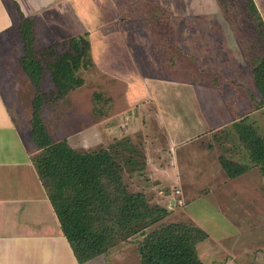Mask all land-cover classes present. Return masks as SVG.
Segmentation results:
<instances>
[{
    "label": "rangeland",
    "instance_id": "rangeland-1",
    "mask_svg": "<svg viewBox=\"0 0 264 264\" xmlns=\"http://www.w3.org/2000/svg\"><path fill=\"white\" fill-rule=\"evenodd\" d=\"M43 2L52 5L35 8L37 48L60 43L69 38V32L83 31H89L93 48V64L78 72L84 84L55 102L51 101L55 88L50 71L44 65L41 117L50 137L73 138L85 132L87 149H98L104 141L97 137L96 126L90 127L91 118H99L103 127L122 123L119 113L126 109L124 92L129 87L124 79L157 85L156 95L171 101L182 121H208L193 125L204 133L187 131L190 140L177 149L182 160L178 163L182 195L177 186L173 188L174 172L154 176L166 178L162 183L167 188L157 196L169 210L161 223L187 221L202 227L208 238L197 249L205 264H264V178L249 160L235 125H251L264 133L262 96L252 74L264 55L260 45L264 35L247 0H38L39 5ZM255 2L264 25V0ZM8 4L15 14L13 4ZM8 32L17 52L12 58L10 47H4L8 55L2 59L17 86L8 94L11 100L6 99L11 106L18 101L14 106L19 111L20 135L34 144L30 120L35 90L16 60L23 53L20 35L16 28ZM57 49L63 50L62 46ZM163 87L172 91L165 94ZM152 109L147 113H153ZM219 156L246 164L248 169L228 179ZM150 199L154 200L153 193ZM135 239L87 264H128L133 256L138 264Z\"/></svg>",
    "mask_w": 264,
    "mask_h": 264
},
{
    "label": "trees",
    "instance_id": "trees-1",
    "mask_svg": "<svg viewBox=\"0 0 264 264\" xmlns=\"http://www.w3.org/2000/svg\"><path fill=\"white\" fill-rule=\"evenodd\" d=\"M255 1L247 0L248 9L259 19L264 35ZM162 7L159 6L165 11ZM20 17L17 31L23 53L18 62L35 90L30 134L37 151L32 162L76 261L86 263L136 237L140 264H205L197 245L208 238V233L187 221L161 223L169 210L150 203L148 194L134 189L127 181L134 170L144 168L143 144L136 145L130 138L121 137L98 149H75L66 138L50 137L41 117L44 65L55 88L51 101L82 86L84 78L78 72L93 64L89 31L37 49L34 19L22 12ZM260 45L264 49V40ZM60 46L62 51L57 49ZM252 74L264 106V55ZM235 125L249 160L259 167L264 178V133H257L251 125ZM218 162L228 179H235L248 169L246 164L224 156H219Z\"/></svg>",
    "mask_w": 264,
    "mask_h": 264
},
{
    "label": "crops",
    "instance_id": "crops-1",
    "mask_svg": "<svg viewBox=\"0 0 264 264\" xmlns=\"http://www.w3.org/2000/svg\"><path fill=\"white\" fill-rule=\"evenodd\" d=\"M10 2L15 7V14L8 4ZM46 4L43 2L39 5L38 0H0V264H65V260H70V264H80L76 261L60 229L58 218L32 162V156L37 149L34 144L24 142L20 135L19 111L14 106V103H19L14 100L12 107L6 99L8 96L11 100V95L8 94L14 93V88L17 86L15 81L13 84V75L2 59L5 54L8 55L4 47H10L8 50L10 49L12 58L17 52L8 39V31L13 28L18 30L20 12H22L25 17L34 19L36 43L34 13L37 9L35 8L40 6L43 10L52 5ZM62 31L70 30L62 29ZM80 33L82 32L76 34L69 32V37ZM5 39L10 41L6 42ZM48 44L51 43H46L43 47ZM21 55L18 53L16 60ZM127 55L130 59V55ZM124 80L129 82V87L125 88L124 92L126 109L119 113L123 124L116 122V125L108 124L103 127L98 124L99 118L92 114L90 127L96 126L97 137H102L104 141L101 146L107 145L114 138L121 137H128L133 143L136 142L135 140L142 142L145 163L144 168L139 172L144 175H139L138 171L134 170V175L128 177L127 181L134 189L148 194L149 197L153 193L154 200L150 199V203L165 206L159 202L157 196L163 194L162 189L167 188L162 183L166 178L163 176L161 177L163 179L156 178L155 174L166 175L168 172H174L176 182L173 183V188L175 185L181 192L178 167L182 160L177 154V149L180 144L182 146L184 142L190 140L189 133L199 134L201 129H193V125L199 123L204 125L208 121L205 122L204 118L190 123L182 121L174 105H169L171 101L166 102L163 96L156 95L155 92L160 90L157 85L151 87L140 80L138 83L137 80L133 82L129 77ZM167 90L168 88L164 87L161 89L165 94L172 91V89ZM148 108H153V113H147ZM84 137H86L85 132L83 136L80 132L76 137L63 138L76 146L78 144L79 148L87 149L90 145L86 141L83 142ZM172 177L171 173L170 178H167L168 181ZM172 202L174 201H171V205ZM133 258L134 260H129L128 264H137L134 256Z\"/></svg>",
    "mask_w": 264,
    "mask_h": 264
}]
</instances>
